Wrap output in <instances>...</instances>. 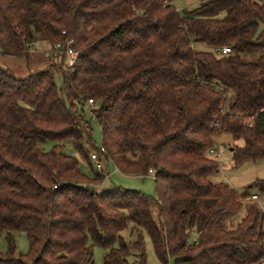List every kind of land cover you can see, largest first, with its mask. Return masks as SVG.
<instances>
[{
	"label": "trees",
	"instance_id": "16d2710c",
	"mask_svg": "<svg viewBox=\"0 0 264 264\" xmlns=\"http://www.w3.org/2000/svg\"><path fill=\"white\" fill-rule=\"evenodd\" d=\"M174 1L0 0L1 54L78 52L73 67L62 53L23 78L0 65V264H97L95 248L103 264H147L145 234L163 264H263L260 207L248 203L228 227L257 195L214 182L220 162L209 152L227 133L243 141L231 145L234 165L264 160V0H207L183 13ZM86 108L101 129L100 161L127 176L152 170L155 198L100 192L103 172L89 179L61 145L46 150L71 141L92 161ZM253 187L264 194V179Z\"/></svg>",
	"mask_w": 264,
	"mask_h": 264
},
{
	"label": "rangeland",
	"instance_id": "374dc122",
	"mask_svg": "<svg viewBox=\"0 0 264 264\" xmlns=\"http://www.w3.org/2000/svg\"><path fill=\"white\" fill-rule=\"evenodd\" d=\"M207 0H175L173 2L174 6L178 11L183 13L186 9H191L198 6L200 3ZM203 50H209V48L201 47ZM50 48L36 47L35 50L26 56V57H12L1 54L0 52V65L8 70H10L16 77H26L31 72H34L39 69H43L48 65V60L46 59L47 52ZM247 59L252 60L257 57V55L246 56ZM57 83L59 86L62 84L61 77L57 76ZM228 103L232 101V95H229ZM86 118L91 120L93 128V145L86 146L90 153L96 152V150H101L102 148V134L101 129L97 121L91 115L89 108H86ZM216 149L220 153L219 162L220 168L219 172L212 176L214 182H225L232 186L239 195L251 194L257 195V201H244V205L240 213L234 216L228 223L229 228H235L236 225L245 217L247 212L248 203L255 202L261 210H264V194H259L258 190L253 187V183L257 179H264V160L259 161H247L241 165H234L232 161V151L231 145H243V141L235 142L231 135L223 133L217 138ZM61 145L64 152L72 157H75L79 160L80 169L83 174L91 179L96 173L100 171L97 170L96 165L90 161V163L84 159L74 150L71 141H48L45 144L47 151L52 150L55 146ZM103 173L105 175L104 182L98 187L100 192L109 191L112 187H120L126 190L142 192L150 197H156V185L154 176L147 175L145 177L140 176H127L119 171L112 162L107 163L105 159L101 161ZM154 217L157 218L158 209L153 205ZM125 237L128 240H132L129 232L125 233ZM145 237V246H146V255H147V264H163L160 259L157 257L153 244L147 234ZM17 252L18 254H28L29 252V243L24 233L15 234ZM0 248L3 253L7 250V243L5 236H0ZM104 252L101 248H95V259L97 264H103ZM25 264H31L30 262H25ZM169 264H174L173 261H169ZM264 264V262H263Z\"/></svg>",
	"mask_w": 264,
	"mask_h": 264
},
{
	"label": "built area",
	"instance_id": "2783aa9c",
	"mask_svg": "<svg viewBox=\"0 0 264 264\" xmlns=\"http://www.w3.org/2000/svg\"><path fill=\"white\" fill-rule=\"evenodd\" d=\"M230 51L229 48H222V49H218V53L222 52V53H228ZM65 53L68 56V66L69 67H73L77 58H78V52L72 49H68L67 51H63L60 45L55 46V48L51 49L49 52H47V56H53L55 58V60L62 54ZM93 104V100H90L88 102V105H92ZM219 127V126H218ZM101 152L103 154H106V150L104 147L101 148ZM209 155L215 157L217 160H219V153L216 150H211L209 152ZM91 160L92 162L96 165L97 170H99L100 172H103V168H102V163L99 159V154L97 152L92 153L91 155ZM149 174L152 175L153 171L150 170ZM252 200L253 201H257L258 197L257 196H252ZM264 213V210H262Z\"/></svg>",
	"mask_w": 264,
	"mask_h": 264
},
{
	"label": "crops",
	"instance_id": "0c3cea01",
	"mask_svg": "<svg viewBox=\"0 0 264 264\" xmlns=\"http://www.w3.org/2000/svg\"><path fill=\"white\" fill-rule=\"evenodd\" d=\"M214 150H216V151L219 153L218 149H216V146H215ZM219 155H220V153H219ZM117 171H118V170H117ZM152 176H153V175H152Z\"/></svg>",
	"mask_w": 264,
	"mask_h": 264
}]
</instances>
